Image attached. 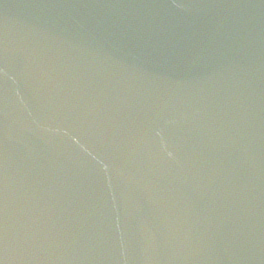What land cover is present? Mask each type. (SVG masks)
<instances>
[{
	"label": "water",
	"instance_id": "95a60500",
	"mask_svg": "<svg viewBox=\"0 0 264 264\" xmlns=\"http://www.w3.org/2000/svg\"><path fill=\"white\" fill-rule=\"evenodd\" d=\"M0 264H197L117 0H0Z\"/></svg>",
	"mask_w": 264,
	"mask_h": 264
}]
</instances>
